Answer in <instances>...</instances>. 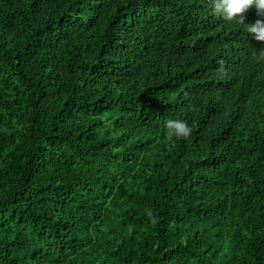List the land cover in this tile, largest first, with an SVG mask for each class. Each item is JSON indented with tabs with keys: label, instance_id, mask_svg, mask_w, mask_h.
<instances>
[{
	"label": "trees",
	"instance_id": "1",
	"mask_svg": "<svg viewBox=\"0 0 264 264\" xmlns=\"http://www.w3.org/2000/svg\"><path fill=\"white\" fill-rule=\"evenodd\" d=\"M0 264H264V42L209 0H0Z\"/></svg>",
	"mask_w": 264,
	"mask_h": 264
},
{
	"label": "clouds",
	"instance_id": "2",
	"mask_svg": "<svg viewBox=\"0 0 264 264\" xmlns=\"http://www.w3.org/2000/svg\"><path fill=\"white\" fill-rule=\"evenodd\" d=\"M213 12L226 22H235L243 25L247 33L258 42H264V0H209ZM255 8L258 17L252 23H245V14ZM166 135L175 139H187L191 136L192 128L182 118H166L164 120ZM147 214L155 222L153 213L149 210Z\"/></svg>",
	"mask_w": 264,
	"mask_h": 264
}]
</instances>
